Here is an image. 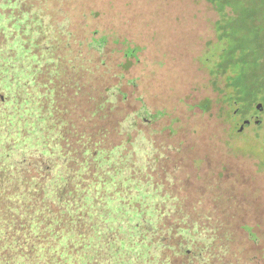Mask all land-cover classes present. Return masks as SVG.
I'll use <instances>...</instances> for the list:
<instances>
[{"label": "rangeland", "instance_id": "1", "mask_svg": "<svg viewBox=\"0 0 264 264\" xmlns=\"http://www.w3.org/2000/svg\"><path fill=\"white\" fill-rule=\"evenodd\" d=\"M53 1L63 7L56 14L69 18L62 22L63 36L68 32L88 68L99 64L89 77L75 51L67 62L70 72L66 69L53 82L58 98L52 112L54 158L61 155L62 145L75 150L68 156H78L89 129L107 130L97 146L123 145L115 161L133 166L149 192H161L157 205L165 212V224L185 226L194 220L200 237L197 230L192 235L202 250L208 246L211 254L227 255L228 264H264V128L255 124L258 119L264 124V113L251 115L249 127L232 134L227 113L216 103L227 95V74L216 78L203 61L230 43L227 2L246 0ZM104 35L108 43L103 55L91 41ZM125 53L133 57L124 66ZM115 82L118 91L109 101L106 87ZM59 90L71 107L67 118L76 127L64 138L57 130ZM207 99L211 104L203 110L200 104ZM94 109L98 112L91 115ZM126 116L133 125L123 128L120 121ZM153 206L140 205L149 218ZM221 245L226 253L219 252Z\"/></svg>", "mask_w": 264, "mask_h": 264}, {"label": "trees", "instance_id": "2", "mask_svg": "<svg viewBox=\"0 0 264 264\" xmlns=\"http://www.w3.org/2000/svg\"><path fill=\"white\" fill-rule=\"evenodd\" d=\"M59 7L53 0H0V264H228L227 255L211 254L208 246L203 251L194 242L193 231L200 237L194 220L192 226L163 222L165 212L157 205L161 192H149L133 166L115 161L123 145L97 146L107 130L89 129L78 156H68L75 150L62 145L54 158L52 112L58 98L53 82L70 72L67 62L75 51L74 57L84 60L82 73L91 77L99 70V64L86 66L68 32L63 36L62 22L69 18L56 14ZM227 7L232 41L203 61L216 78L227 74V95L216 103L237 135L249 127L241 129L246 119L261 112L257 104L264 113V0L231 1ZM107 43L106 35L91 41L103 55ZM124 57L125 66L133 56ZM105 62L101 57L107 68ZM117 85L106 87L107 100ZM63 93H56L61 138L76 129L67 118L71 107L63 103ZM202 102L203 110L211 104ZM120 125L131 127L133 120L126 116ZM147 202L154 205L150 218L140 207ZM221 246L219 252L226 253Z\"/></svg>", "mask_w": 264, "mask_h": 264}, {"label": "water", "instance_id": "3", "mask_svg": "<svg viewBox=\"0 0 264 264\" xmlns=\"http://www.w3.org/2000/svg\"><path fill=\"white\" fill-rule=\"evenodd\" d=\"M256 109H257L258 111H262V110H263V105H262L261 103L257 104V105H256ZM250 123H251V119H250V118L246 119V120L244 121V124L241 126V129H243L245 126H249ZM261 123H262V120H260V119H258V120L255 121V124H256V125H259V124H261Z\"/></svg>", "mask_w": 264, "mask_h": 264}]
</instances>
